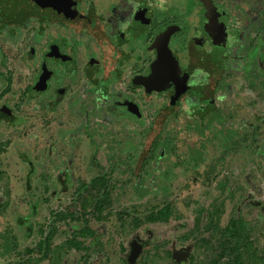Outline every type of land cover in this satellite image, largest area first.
I'll list each match as a JSON object with an SVG mask.
<instances>
[{
    "label": "flooded vegetation",
    "instance_id": "af4514ba",
    "mask_svg": "<svg viewBox=\"0 0 264 264\" xmlns=\"http://www.w3.org/2000/svg\"><path fill=\"white\" fill-rule=\"evenodd\" d=\"M238 79L264 88V0H0V126L11 131L22 117L25 140L12 147L19 156L38 144L41 170L65 159L60 186L73 143L91 147L108 179L94 127L131 134L120 153L141 170L165 133L224 124ZM0 187L2 204L8 181Z\"/></svg>",
    "mask_w": 264,
    "mask_h": 264
},
{
    "label": "rangeland",
    "instance_id": "374dc122",
    "mask_svg": "<svg viewBox=\"0 0 264 264\" xmlns=\"http://www.w3.org/2000/svg\"><path fill=\"white\" fill-rule=\"evenodd\" d=\"M231 98L229 114L222 116L224 124L204 130L191 128L184 138L178 129L165 133L139 171L134 170L132 155L125 157L120 153L130 150L123 142L126 138L133 142L131 134L121 127L110 138L104 129L94 127L98 146L95 162L110 172L107 174L109 205L101 219L93 212L76 222L55 223L50 217L51 210L76 209L71 204L77 198L74 190L80 183H88L101 174L89 158L91 147L84 150L76 143L69 145L71 172L67 191L59 195L61 201L57 203L56 196L50 193L59 188L56 177L65 159L54 163L52 158L51 169L41 170L39 165L48 157L36 152L38 144L31 141L30 152L21 153V150L19 156L12 147L25 140L16 133L24 123L22 117L11 131L5 132L4 126H0L3 141L0 146L4 147H0L3 175L0 183L8 181L10 194L9 207L1 212L0 218L1 235L6 236L0 237V264H22L28 257L24 251L36 248V243L49 234L50 224L56 231L52 234L50 253L42 264H121L124 255L120 249L128 251L131 242L140 248L135 264L157 256L161 258L157 264H186L190 258L205 263L210 257L201 240L210 236L208 230L223 227L238 211L248 222L251 251L255 257L264 253V88L238 79ZM33 127L37 132L36 123L28 129ZM115 141L117 145H112ZM22 158L35 162L29 191L24 184L27 164ZM154 165L157 170L152 168ZM31 201L38 202V210L30 219L32 238L25 240L24 230L17 228L13 219L26 215ZM165 205L173 208L177 218L149 224L148 213ZM202 214L203 225H197ZM84 227L92 229L94 235L75 231ZM71 240L78 241L80 248L70 246ZM32 253L36 254L37 250Z\"/></svg>",
    "mask_w": 264,
    "mask_h": 264
},
{
    "label": "trees",
    "instance_id": "16d2710c",
    "mask_svg": "<svg viewBox=\"0 0 264 264\" xmlns=\"http://www.w3.org/2000/svg\"><path fill=\"white\" fill-rule=\"evenodd\" d=\"M198 129V128H196ZM199 130V129H198ZM158 131V130H157ZM157 132H154L151 136H155ZM233 136V135H232ZM229 136H227L228 138ZM148 141L145 144L142 150V156L139 161L147 154L149 151V146L152 137H148ZM140 145V144H139ZM143 145H141L142 148ZM37 152V151H36ZM39 152V151H38ZM37 152V153H38ZM43 153V152H42ZM42 156V154H41ZM35 158V157H34ZM46 158V157H43ZM46 160H48L46 158ZM50 163V162H47ZM135 163V162H134ZM34 160L30 159L29 170L26 174L25 178V187L26 190L29 191L31 189V176L34 175ZM41 166V165H39ZM141 165L136 162V169L139 170ZM153 168V166H152ZM51 169V167L49 168ZM157 170V167H155ZM62 186L59 185L58 190H52L50 196H56L55 202L60 203L59 195L61 193H65L67 191V184L64 181H60ZM63 182V183H62ZM108 181L103 175L95 177L91 182L87 183H80L77 188L74 190L75 196H77L76 200L71 204L76 205V209L69 211V209L63 211H50V217L53 218L55 223L58 222H66V221H78L79 218L85 217L86 214L89 212H93L96 214L97 219H101L103 216L102 213L107 210L109 197L107 192ZM142 187V186H141ZM144 188V187H142ZM146 188V187H145ZM8 194L9 199V192L8 190L5 192ZM5 200L2 204H0V215L1 212L5 211L9 207V200ZM30 210L26 215H18L16 219V226L17 228H21L23 225L24 220L26 221V231L25 238L30 239L32 238L33 230L31 229V224L28 223V219L35 216L38 210V202L31 201L29 203ZM177 218L174 214L173 208L169 205H165L160 208H156L148 213L146 216V221L149 224H156V223H166L171 218ZM208 218L210 219L211 216L208 214ZM203 220H205V215L202 216L197 220V225H203ZM49 227V226H47ZM208 230V229H207ZM3 231V230H2ZM0 231V237L5 238V235H1L3 233ZM56 229L50 224L49 227V234L42 240L40 239L36 243V248L33 251L26 250L24 251L27 258L24 259L22 264H42L43 261L47 260V255L50 253V242L52 240V234L55 233ZM80 235H94V231L92 229H88L87 227L81 228ZM210 231V236L208 238H204L201 240L203 243V247L205 248L206 252H208L209 260L205 263L196 262L194 259H188L186 264H257L263 263L264 264V253H259L256 255L253 254L251 251L252 242L250 241V232L248 227V222L243 216V214L238 211L237 215L230 218L227 223L221 227H213ZM183 240L186 239L187 235L182 236ZM8 238L4 241H7ZM213 242H212V241ZM201 245V244H200ZM70 246H73L77 249L80 248V243L76 240L70 241ZM37 250V253H32ZM140 248L135 242H131L128 251L120 249V252L123 253V258H121V264H135L136 259L139 257ZM36 257H33V255ZM177 255L172 254V256ZM161 259L160 256L154 257L153 259H142L139 264H157L158 260ZM179 264V263H178Z\"/></svg>",
    "mask_w": 264,
    "mask_h": 264
}]
</instances>
